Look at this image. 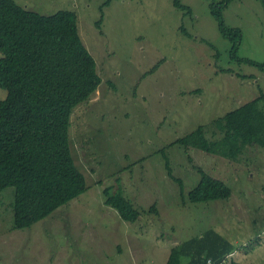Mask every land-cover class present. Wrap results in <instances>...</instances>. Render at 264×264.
Wrapping results in <instances>:
<instances>
[{"label":"rangeland","instance_id":"1","mask_svg":"<svg viewBox=\"0 0 264 264\" xmlns=\"http://www.w3.org/2000/svg\"><path fill=\"white\" fill-rule=\"evenodd\" d=\"M17 1L45 14L76 12L103 80L72 116V153L88 189L31 227L16 228L15 189L5 188L0 264H167L174 245L210 228L235 245L222 264H264V146L248 144L231 160L170 145L199 125L217 138L215 119L264 94V67L233 58L213 13L221 3L224 23L241 29L240 58L264 63V0H181L190 10L173 0ZM6 96L0 87V99ZM198 167L224 180L231 197L191 201ZM108 185L141 211L136 221L105 202ZM188 261L183 255L181 264Z\"/></svg>","mask_w":264,"mask_h":264},{"label":"trees","instance_id":"2","mask_svg":"<svg viewBox=\"0 0 264 264\" xmlns=\"http://www.w3.org/2000/svg\"><path fill=\"white\" fill-rule=\"evenodd\" d=\"M173 3L190 10L181 0ZM213 7L220 31L233 43V58L263 68L264 63L238 56L241 29L224 23L221 3ZM103 17L104 13L97 21L99 28ZM0 52V87L7 90L0 99V193L14 187V226L28 228L88 189L72 153V116L77 106L93 97L103 79L73 10L45 14L17 0H0ZM213 125L220 132L217 138L199 125L170 145L196 147L231 160L238 159L248 144L264 146V94L228 111ZM162 153L169 175L183 190L166 148ZM198 171L201 179L189 191L191 201L231 197L232 188L224 180L202 167ZM103 193L121 217L132 222L139 218L141 211L121 189L108 185ZM151 209L158 211L156 205ZM234 248L231 240L210 228L174 245L167 264H181L183 255L189 257L188 264H222Z\"/></svg>","mask_w":264,"mask_h":264}]
</instances>
